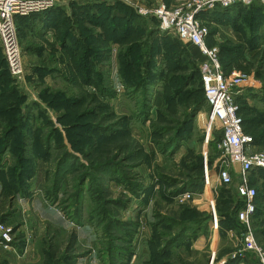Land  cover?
<instances>
[{
	"label": "rangeland",
	"instance_id": "1",
	"mask_svg": "<svg viewBox=\"0 0 264 264\" xmlns=\"http://www.w3.org/2000/svg\"><path fill=\"white\" fill-rule=\"evenodd\" d=\"M56 2L15 20L21 80L8 74L0 49V225L10 245L20 190L42 192L68 219L91 224L96 263L235 264L241 257L227 231L240 226L239 168L223 163L218 136L205 142L198 50L131 9L97 27L124 0ZM253 6H214L198 18L224 69L246 79L237 117L250 149L264 152V9ZM226 166L233 182L219 185ZM261 190L264 180L255 200ZM40 233L34 264H76L88 253L56 228ZM1 252L6 263L17 254Z\"/></svg>",
	"mask_w": 264,
	"mask_h": 264
},
{
	"label": "built area",
	"instance_id": "2",
	"mask_svg": "<svg viewBox=\"0 0 264 264\" xmlns=\"http://www.w3.org/2000/svg\"><path fill=\"white\" fill-rule=\"evenodd\" d=\"M124 2L138 16L155 19L161 32L171 34L198 50L200 58L197 70L208 107L207 113H202L204 124L201 128L205 133V142L213 140L218 134V148L225 158L223 163L227 161L230 166L236 165L239 168L236 190L239 201L242 202L237 213L241 231L239 235L233 234L232 230L227 231L237 245L234 257L244 258L248 254L250 264H264V250L255 241L249 223L254 214L256 196L255 188L250 186V174L254 169H264V152L250 149L251 139L242 130L234 103L235 97L243 92L246 79L236 71L227 75L224 73L219 61V49L206 45L208 30L198 18L200 13L207 12L214 6L228 8L235 4H255L264 7V0H183L169 6L163 0H155L150 4L145 0ZM55 5H58L56 0H0V49L11 77L17 80L22 77V55L16 40L15 18L44 12ZM197 119L199 120V116ZM217 180L219 185H230L233 182L230 168L224 167L218 173ZM210 215L212 220H216L213 204ZM11 242L12 234L9 229L0 225V248H11Z\"/></svg>",
	"mask_w": 264,
	"mask_h": 264
},
{
	"label": "crops",
	"instance_id": "3",
	"mask_svg": "<svg viewBox=\"0 0 264 264\" xmlns=\"http://www.w3.org/2000/svg\"><path fill=\"white\" fill-rule=\"evenodd\" d=\"M111 1L113 0H108V2ZM164 1L166 5L169 6L175 5V3L180 0H172L171 2L169 0ZM61 5H65L64 2L60 3V6ZM49 34L50 30L47 31V35ZM255 171V173L250 174L249 182L257 190V186H262L264 180V170ZM261 191L264 192V190ZM22 197L19 196V198L17 199L18 204L20 203L21 206H23L22 208L20 207L22 209L20 213L22 214H19L17 217L18 226L16 225V232L13 235L14 242L12 245H10V249L16 250V258L14 256L8 263L4 262V259L6 258L5 255L8 254L1 252L0 248V264H34L32 262L34 261V258L35 261L40 258L41 252L36 244L37 242L41 241L40 232L44 226L46 227V225L49 226V228H56L60 232L66 233L65 236H69L70 241H75V247L77 249L79 247L88 248L86 257L83 258V260H81V258H77L78 260L76 264H81V262L82 264H99L98 261L96 263V260L94 258L95 254L98 255L97 253L98 249L100 248V242L98 241L96 229L93 228L91 224H89L88 222L86 223L85 221L81 222V224H78L68 219L66 215L62 214L59 211L58 207L48 203L42 192H36L34 194L30 193L29 195ZM28 210L36 215L35 219H32V217H30ZM33 220H35V223ZM250 222L255 238L257 240L263 239L261 242L264 243V196L260 192L258 193V197L255 200V214L251 216ZM33 223L35 224L34 226L32 225ZM240 227L241 225L238 228L239 230H236L235 228L230 229L232 231L234 230L233 233H237L236 235H239V231H241ZM16 235L19 238L18 240L15 239ZM231 242L232 244L234 243L232 239ZM30 256L33 257L31 261L29 260ZM248 258L249 255L246 254L244 258H241L235 264H250Z\"/></svg>",
	"mask_w": 264,
	"mask_h": 264
},
{
	"label": "trees",
	"instance_id": "4",
	"mask_svg": "<svg viewBox=\"0 0 264 264\" xmlns=\"http://www.w3.org/2000/svg\"><path fill=\"white\" fill-rule=\"evenodd\" d=\"M255 5V4H254ZM123 8H122V10L123 11H118V10H114V8L113 9H111V8H109V13H110V16H108L107 17V19L106 20H103L102 22V25H100V26H97V27H102V28H104V27H106V26H108L109 25V17L110 18H112V16H115L116 15V12H117V14L119 15V16H121L123 19H126L127 17H128V15H127V11H129V12H131V8L130 7H128V6H126V5H124L123 4V6H122ZM233 7H240V10H242V11H248V10H251V9H253V8H255V6H253V5H251V6H249L248 8H246V7H244V6H242L241 4H235V5H232L231 7H228V8H225V9H231V8H233ZM260 7H262V6H260ZM131 9V10H130ZM258 9H260V8H258ZM262 9H264V7H262ZM88 12H93V11H88ZM119 12H123V15H120V13ZM115 13V14H114ZM242 13V12H241ZM205 14H210V13H206V12H202V13H200L198 16H205ZM112 15V16H111ZM31 17H36L37 15H30ZM30 16H27V17H30ZM30 17V18H31ZM24 18H26V17H21V16H17L16 18H15V20H16V22L17 23H19V21H21V20H23ZM211 18H213V17H211ZM202 21V20H201ZM113 33L115 32V30L114 31H112ZM113 39V38H112ZM69 40V36H68V34L66 35V37L65 38H63V40H62V42H63V47L65 48V46L67 45H64V43L66 42V41H68ZM111 40V39H110ZM75 42H78L79 43V40L77 39ZM72 46H74V45H72ZM77 47V46H76ZM78 48V47H77ZM78 52V49H77V51L75 52V53H77ZM219 61H220V64H221V67H222V69H223V71H224V73L227 75V74H229L225 69H224V67H223V65H222V62H221V58H220V52H219ZM4 64H5V69H6V71L8 72V70H7V66H6V63H5V60H4ZM8 74H9V72H8ZM198 75H199V72H198ZM199 80H200V75H199ZM200 85H201V80H200ZM201 90H202V94H203V99H202V104H201V107L203 106V104L204 105H206V103H205V98H204V92H203V88H202V85H201ZM198 111V109L195 111V112H197ZM244 132V131H243ZM215 136H218V134L217 135H215ZM219 137V136H218ZM40 158H45V157H40ZM255 170H264V169H254L252 172H251V174H253V173H255L256 171ZM26 182V181H25ZM250 186H252V184L250 183ZM253 187V186H252ZM256 190V189H255ZM16 193H21V194H24L23 196H27V195H29V193L27 192V191H24V192H22V191H20V190H17V192ZM256 196H257V190H256ZM256 196H255V198H256ZM255 198H254V204H255ZM239 205H241V207H242V202H240L239 201ZM254 214H255V210H254ZM237 222H238V220H237ZM239 223V222H238Z\"/></svg>",
	"mask_w": 264,
	"mask_h": 264
}]
</instances>
